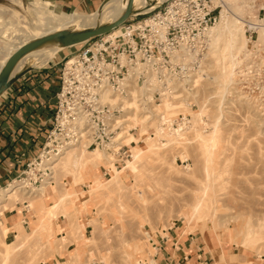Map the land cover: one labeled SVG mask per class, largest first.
<instances>
[{"label": "rangeland", "instance_id": "obj_1", "mask_svg": "<svg viewBox=\"0 0 264 264\" xmlns=\"http://www.w3.org/2000/svg\"><path fill=\"white\" fill-rule=\"evenodd\" d=\"M37 1L44 6L49 3ZM33 2L34 0L30 3L29 0H24L22 5H18L14 1L0 0V5L17 10L30 20L35 19L38 13L48 14L46 9L35 7ZM149 2L151 5L157 4V0H149ZM225 2L227 3L226 8L229 6L228 8L231 9V13L227 14L229 18L235 13L243 17L245 22L247 20L257 21L258 16L263 17L262 20H264V14L259 12L262 0H225ZM214 5H217L216 12L220 14V10L223 9L221 3L217 1ZM147 7L143 5L139 8L147 9ZM135 12L137 9L132 5L131 15L127 17L129 21L146 16L142 13L141 17H138ZM120 15L112 14L97 22L99 24V22L113 21ZM223 18L221 17L217 25L213 27L221 28L225 22L222 21ZM245 28L244 25V30ZM258 30L253 33L252 41L243 30L247 37L244 38L245 43L240 40L239 36L236 38L239 42L237 45L242 42L245 47V51L241 53L247 54L248 48L250 49L253 43L264 46V38L260 37V29ZM7 32V28L0 27L1 40L12 46L22 45L20 41L14 42L9 39L6 36ZM17 34L13 31L11 38ZM227 38V35L223 33L216 42L213 41L215 46L210 48L214 58L220 57L225 51L229 54ZM94 39L95 37H92L91 40ZM49 43H54V41L50 40L41 45ZM81 44L66 46L49 60L58 62L64 55ZM1 52L4 51L0 49ZM208 59L203 68L206 69L209 64L208 79L201 81L192 93L186 88L184 91L175 93V95L183 94L179 98L184 99L173 98L176 103H180V108L174 107L175 104L171 103L169 107H166L160 99H155L157 102L155 107L159 110L158 115L165 113L168 117H173L189 113L188 117L190 115L192 120L190 129H186L181 135L165 136L155 131L158 125L157 118L148 120L149 122L143 120L145 127L143 131L141 130L142 124L139 126L140 123H138L137 130L140 131L138 134H145L143 141L136 145L133 144L132 147L145 150L147 145H153L157 146L155 147L157 149L148 152L152 157L148 155L147 158L148 153L145 154V152L142 158L144 156L146 158L142 159L140 155L136 162L142 166H139L140 169L137 168L139 171L136 170L138 171L135 172L136 174L128 168L124 170L125 165L120 177L110 180L109 187L105 185L104 190L100 187L98 192L96 190L87 192V181L90 179L87 172L84 171V181L73 183L71 180L74 177L73 174L55 170L51 174L52 179L42 184L47 190V196L39 193L42 185L38 184L29 186V189L20 193L24 195L18 200L12 198L16 200L15 202L12 199L2 201L0 190V204L8 203L0 208V264H53V262L58 264H141L144 261L151 262L155 246L150 239L157 235H165L169 227L185 233L210 232L212 236L216 235L220 239L222 245L232 246L235 251L242 252L249 260L252 261V257L259 260L264 259V235L257 232L243 236L238 227L247 222L245 216L248 213L251 214L248 219L249 225L255 224L256 231H260V226L264 224V117L258 113L253 100L236 90L233 84L235 74L230 78L227 77L219 68L221 64L210 63L211 59ZM29 66L36 67V64L31 65L30 60H27L15 73H20ZM147 93L150 92L147 91ZM202 107L204 110L199 112ZM141 114L144 115V113ZM203 120H207L209 127H206L207 123H203ZM216 121L220 126V138L212 150L209 165H206V152L203 149L206 146V139L200 134H211L215 129L212 125H215ZM133 133L137 141V131L134 130ZM159 139H163L165 143L168 141L167 145L161 143ZM82 149L86 150L87 155H91L90 152L93 151L85 147ZM134 155L135 151L130 161L134 159ZM140 158L146 161L144 160L143 163ZM57 163L58 160L54 161L53 165ZM99 169L101 179L104 183L108 182L110 174L103 173V165L99 166ZM63 177L67 178L68 183L62 182ZM18 178L16 175L9 178L0 185V189L10 187L11 183L19 182ZM54 180L59 183L57 186L53 185ZM66 186L70 189L75 187L79 200ZM206 186L208 190L204 193ZM66 191L71 194H67ZM200 196L203 197L202 208H200L201 217L190 218L189 222L192 204ZM27 197H31L29 201ZM61 206L67 208L62 215ZM70 209H73V212ZM63 215L66 216L65 219ZM66 220L69 223H66Z\"/></svg>", "mask_w": 264, "mask_h": 264}, {"label": "built area", "instance_id": "obj_2", "mask_svg": "<svg viewBox=\"0 0 264 264\" xmlns=\"http://www.w3.org/2000/svg\"><path fill=\"white\" fill-rule=\"evenodd\" d=\"M216 7L213 0H166L146 16L126 19L122 32L93 36L94 40L91 37L82 41L62 60L52 61L57 74L53 113L41 146L33 149L16 175L18 181L38 184L48 178L52 173L50 161L82 140L110 154L113 165L122 168L132 158V149L120 133L140 132L138 124L130 125L131 120L126 118L133 110L124 103L132 99L131 84L142 85L151 74L164 86L166 75L193 78L208 47L207 32L220 15ZM262 19L258 16L257 21L245 23L250 41L257 26L264 23ZM177 51L192 52L194 58L185 61L184 57H176ZM189 83L185 80L182 85L188 88ZM233 84L237 91L255 100L258 112L264 116V46L253 43L247 55L241 53ZM107 90L110 97L119 99H107ZM138 93L142 95L139 100L146 99L144 93ZM152 94L154 101L160 99L159 89ZM188 114L174 115L171 125L188 123ZM103 167V173L110 174L111 166Z\"/></svg>", "mask_w": 264, "mask_h": 264}, {"label": "bare ground", "instance_id": "obj_3", "mask_svg": "<svg viewBox=\"0 0 264 264\" xmlns=\"http://www.w3.org/2000/svg\"><path fill=\"white\" fill-rule=\"evenodd\" d=\"M128 1L129 0H110L106 5H104V4H103L104 6L102 5L104 8L102 6H100L103 8L102 10L95 13L94 15H88V14H85V13H82L79 11L64 10L63 8H61L57 4L48 3L46 6H44L40 1L34 0V2H33L34 6L35 7H42L44 9H46L48 14L38 13L37 17L35 19H32V20L26 18V16H24L22 13H20L17 10H14V9L7 7V6H1L0 5V27L8 29L6 36L9 39H12L14 42L20 41L23 44L29 40H32L34 38H38L40 36H43V35L51 33V32H57L60 30H65V29H83L86 27L95 26L98 24L97 21L98 20L100 21L102 18L108 17L109 15L111 16L112 14L113 15L114 14H122L124 12L126 6H127ZM164 1H166V0H157V4L151 5L149 0H132V5H134L137 9V12H135L136 14H142V13L149 12L150 10H152V8L160 5ZM217 1H219V3H221L223 9L220 10L219 20L215 24L211 25V27L209 28V30L207 32V34H208V47H207L206 51L203 52L201 57H200V60H199L200 65L197 68V71L195 72V76L193 78H184L182 80V79H177L176 78L177 76L166 75L165 76V79H166L165 80V86H164L159 80H157L153 76V74H151L149 79L145 80L142 85L141 84H139V85L131 84L132 88L129 91V94L131 95L132 99L124 101V103L127 106H129L131 109H133L132 113H129L128 117L126 116L127 120H131L130 125L140 123V125L142 124L141 130L143 131L145 128L143 125L144 123H142L143 120H144V122H147L148 120L150 121V120H153L154 118L155 119L157 118L158 119V125H157V129L155 131L158 134H160V135L164 134L165 136H167L169 134L170 135H181L184 133L183 131H185L186 129H190V127L192 126V124H191L192 120L188 119V121H189L188 123L178 122L177 125H171V122L173 120L172 117H168L165 113H161L162 115L161 114L158 115L159 110H157V107H155V106H157V102H155L153 100V94H152L153 90L159 89L160 101L162 103H165L166 107H169L170 103H171V104H175L174 107L180 108V103L179 102L176 103L173 98H175L177 100L184 99V98H179L183 94H176L175 95V93H179L180 91H184L185 88L188 89V92L192 93V91L198 87V85L201 83V81L208 79L210 73H208L209 69L207 71V68H208L209 64H207L208 66L206 69H203V68L206 64V60L210 56H211V58L208 59V60L211 59L210 63L216 62V63L221 64L219 68L222 71V73H224L227 77L230 78L235 74V67H236L237 63L239 62L240 56H241L240 53L245 51V49H244L245 47H244V45H242V42L245 43L246 40H244V38H247L244 35L245 33H243V31L245 32V30H246V28L244 30V25L246 22L244 21L243 17L236 15L234 12H233L234 14H232L231 18H229V16L227 14L231 13L230 12L231 9L228 8L229 6H227V8H226L227 3L225 2V0H213L214 3ZM18 3L22 5V3L20 1H18ZM143 5L148 6L147 9L139 8ZM221 17L222 18L225 17L222 19V21L223 20L225 21L224 24L222 25V27L221 28L219 26L213 27V26L217 25V23L220 21ZM123 27H124V23L122 22V23L118 24L117 26L113 27L112 29H110L109 31H107L105 33L117 34V33H120L123 31ZM258 29H260V34H261L260 37L264 38V23L257 26V32L259 31ZM13 31H16V33H18V34L14 38H11ZM223 33H225L228 37L227 38V44L229 45V48H230L228 50L229 54H227V51H225V52H222L220 57L218 56L217 58H214L212 56L213 53L211 52V48L213 46H215V45H213V44H215L214 42H216L220 38V36H222ZM238 36L240 37V40L242 41L240 43V45H237L239 43V42H237V39H236ZM58 39L55 40L54 43H49L46 45H39V46H36V47L26 51L25 53H23L17 59V61L14 64L10 74H14L15 72H17L27 60H30L31 65L36 64V66H37V65L44 64L50 58L55 57L56 53L58 51L62 50L64 47H66L64 45H61V43L58 41ZM81 42L74 43V44H80ZM68 46H70V45H68ZM18 47H17V45L12 46L10 43L0 39V49H2L4 51V52L0 53V70H1L2 66L4 65V63L6 62L7 58L10 56V54L12 52H14V49H17ZM212 51H214V50H212ZM176 57H184L186 59L185 61H188V60L194 58V54L192 52H189V51H177ZM223 77H225V76H223ZM214 79H215V77H214ZM185 80H188L190 82L188 88L185 86L183 87V85H182ZM138 91H140L146 95L145 100H143V98H141L139 100V97H141L142 95L139 94ZM147 91H149L150 93H147ZM104 96L107 99H109L110 101L111 100L114 101L116 99H119L118 96H114V98H112V96L110 97L109 90H107L105 92ZM245 96H247V95L245 94ZM249 99H251V98L249 97ZM251 100H253L255 102L254 99H251ZM162 103H160V104H162ZM160 104H158V106ZM182 104L183 103H181V105ZM203 110H204V107H202L201 111H199V112H202ZM141 113H144V115H142ZM148 113H150V114L148 115ZM258 113L261 115L260 112H258ZM145 114H147V116H145ZM199 114H201V113H199ZM261 116L264 117L263 115H261ZM216 120H218V119L216 118ZM162 122H165L166 125H163ZM202 122L207 123L206 127H209L208 126L209 123L207 122V120H203ZM214 124L215 125H212V126L215 129L213 132H211V134H209V135H205L204 133L200 134V136L202 138L206 139L205 140L206 146H205V148H203V149H205V152H206V157H205L206 165H209V163L211 161L212 150L214 149V147H216L217 142L220 138V132L221 131H220V126L218 125V121H216ZM146 125H148V124H146ZM159 128H160L161 132H160ZM120 135L124 137V139H123L124 142L129 144L131 149L133 148L132 149V157H133V151H135L134 159L132 161H130L129 160L130 158H129L124 164V166L125 165L126 166L125 167L123 166L124 168L123 167L122 168L124 170L128 168L134 174L135 172L139 171L137 168H139V166H142V164H140L139 162L138 163L136 162L137 159L139 160L140 155L142 158V154L144 152L146 154L149 151H156L157 148H155V147H157V146L147 145V149H145V150L140 148V147H132V145L134 143H130V141H132V140L136 141L135 140L136 137H135L134 133L128 131V132L120 133ZM143 136H144V134L138 135V137H139L138 140L143 139ZM159 140L161 141V143L167 145L168 141L165 143L162 141L163 139H159ZM137 141L134 145H136L138 143ZM201 145L203 147L202 143H201ZM74 146H76V147H74ZM77 146H79V147H77ZM82 147H85L86 149H93V151L90 152L91 155H89V154L87 155L86 150L82 149ZM135 148H137V149H135ZM63 154H64V156H62ZM148 155L150 157H152L148 153L146 155L147 158H148ZM57 160H58V163L53 165V162L57 161ZM112 160L113 159H112V156L110 154L106 153L105 151H103L102 149H100L98 147L90 148L88 146V141L82 140L81 142H76V143L71 144V145L67 146L66 148H64L63 151L58 156L54 157L50 162H51V165H53V167H51L52 172H55V170H59V171L63 170L65 172H69V173L73 174L74 177L71 179L73 183L77 182V181H84L83 174H84V171L87 172V174H89V176H90V179L87 181V185H88L87 192H92L93 190L97 191L100 187L103 188V190H104L105 185L107 187H109V182L111 179H114L116 177H118V178L120 177V173H121V171H123V169L119 168V167H115L112 163ZM144 160L146 161V159H144ZM144 160H142V162ZM107 164L109 166H111V173H110L111 177H110V179H108V182L104 183V181L100 177L101 172H100L99 166H101V165L106 166ZM137 164H140V165H137ZM53 169H54V171H53ZM119 169H122V170H119ZM136 170H138V171H136ZM140 173L142 174V172H140ZM51 174H53V173H51ZM54 178H57V177L54 176ZM51 179H52V175H50L48 178L42 180L38 184L40 186V185L50 181ZM66 180H67V178L66 179L64 177L62 178L63 183H68L67 182L68 180L67 181ZM58 181L60 183L59 177H58ZM53 182H54V184H53L54 186H57L59 184V183H56L55 180ZM38 184H33V183L27 182L25 180L15 182V183H11L9 185L10 187L0 189L2 191L1 199H2V201H8L12 198L18 200L20 196L24 195V193L23 194H20V193L24 192L26 189H29L28 188L29 186L38 185ZM43 186L44 185L41 186L39 193L47 196V190H45V187H43ZM67 186L69 187L70 185H67ZM66 187H65L66 190L70 189L68 187H67L68 188L67 189ZM107 187H106V189H107ZM70 190H71V193H73V195H75L76 199L79 200L78 196H77V192L75 191V187H72ZM207 190H208V188L206 186V188H204V193H206ZM66 192H65V194H66ZM71 193L67 192V194H71ZM31 195H33V194H31ZM61 196H63V195H61ZM29 198H31V197H27L26 199L29 201L30 200ZM14 199H12V200L15 202L16 200H14ZM202 200H203V197L200 196L197 198V201H195V203L192 204V208L190 209L189 219L195 218V217H198L201 215L200 208H202V206H201V202H203ZM7 204L8 203H6V204L4 203L3 205L0 204V208L5 207ZM61 209H62L61 210V215H62L63 212L65 210H67V208L65 206H61ZM239 210H241V209H239ZM49 211H50V209H49ZM56 212L58 213V210ZM59 213H60V211H59ZM65 215H66V213H65ZM250 216H251L250 213H248L247 216H245L246 217L245 219H247L246 223L244 222V224H240L239 226L236 223V225L240 228V229L238 228L239 231L243 234V236L253 235L257 232L264 235V224L262 226H260L261 227L260 231L259 230L256 231L254 229L255 224H253L252 226L249 225L248 219ZM63 217H64V215H63ZM65 217H64V219H65ZM66 219H68V218H66ZM68 220H70V219H68ZM68 220H66V223L68 222ZM190 221H191V219L189 220V222ZM245 225H247V226H245ZM32 231H33V229H32ZM32 231H31V233H32ZM35 231H37V230L35 229ZM28 236L29 235L27 234V237ZM30 238H31V234H30ZM46 238H47V236H46ZM24 239H26V238H24Z\"/></svg>", "mask_w": 264, "mask_h": 264}, {"label": "crops", "instance_id": "obj_4", "mask_svg": "<svg viewBox=\"0 0 264 264\" xmlns=\"http://www.w3.org/2000/svg\"><path fill=\"white\" fill-rule=\"evenodd\" d=\"M10 1L24 3V0ZM41 1L57 4L67 11H91L85 14L93 15L110 0ZM259 12L264 14V0ZM56 76L52 60L29 66L0 94V185L17 175L33 149L41 146L53 113ZM152 240L155 244L152 261L141 264H264L263 258L252 257L251 261L232 246L222 245L210 232L185 233L169 227L165 235Z\"/></svg>", "mask_w": 264, "mask_h": 264}, {"label": "water", "instance_id": "obj_5", "mask_svg": "<svg viewBox=\"0 0 264 264\" xmlns=\"http://www.w3.org/2000/svg\"><path fill=\"white\" fill-rule=\"evenodd\" d=\"M132 12V0H129L124 12L116 19L110 22L99 23L95 26L86 27L83 29H65L57 32H51L40 36L38 38H34L23 43L17 49L14 50L7 58L6 62L2 66L0 70V94L8 88V86L19 76V73L10 74L11 70L16 63L17 59L26 51L39 46L45 42L50 40H57L61 43V45L68 46L74 43H78L89 39L93 36L105 33L117 26L118 24L124 22ZM138 17H141V14H138Z\"/></svg>", "mask_w": 264, "mask_h": 264}]
</instances>
